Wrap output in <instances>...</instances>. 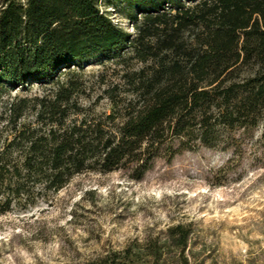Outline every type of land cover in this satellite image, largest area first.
<instances>
[{
	"label": "trees",
	"instance_id": "16d2710c",
	"mask_svg": "<svg viewBox=\"0 0 264 264\" xmlns=\"http://www.w3.org/2000/svg\"><path fill=\"white\" fill-rule=\"evenodd\" d=\"M89 64L112 68L84 106ZM32 86L50 89L0 114V214L83 173L137 180L157 159L236 152L264 126V0H0V98ZM100 100L108 111L95 112ZM190 233L176 224L66 264H191Z\"/></svg>",
	"mask_w": 264,
	"mask_h": 264
},
{
	"label": "rangeland",
	"instance_id": "374dc122",
	"mask_svg": "<svg viewBox=\"0 0 264 264\" xmlns=\"http://www.w3.org/2000/svg\"><path fill=\"white\" fill-rule=\"evenodd\" d=\"M110 21L131 33L122 13ZM109 65H86L82 77L99 96V76ZM50 87L15 89L6 104L46 95ZM88 92V91H87ZM108 111L105 100L94 107ZM32 119L26 113L23 122ZM264 126L251 131L240 149L199 148L170 161L157 159L140 178L127 170L88 172L57 192H48L24 210L0 214V264L79 263L133 240L162 236L173 225L191 229L186 255L195 264H264ZM172 255L170 254V258Z\"/></svg>",
	"mask_w": 264,
	"mask_h": 264
}]
</instances>
